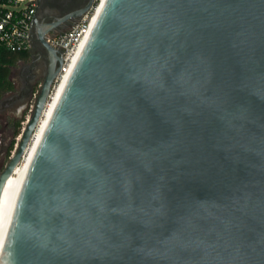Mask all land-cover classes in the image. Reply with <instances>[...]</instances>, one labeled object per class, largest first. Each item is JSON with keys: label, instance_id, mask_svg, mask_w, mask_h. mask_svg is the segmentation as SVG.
I'll list each match as a JSON object with an SVG mask.
<instances>
[{"label": "water", "instance_id": "95a60500", "mask_svg": "<svg viewBox=\"0 0 264 264\" xmlns=\"http://www.w3.org/2000/svg\"><path fill=\"white\" fill-rule=\"evenodd\" d=\"M64 19L32 20L49 65L0 200L60 72L45 36ZM0 264H264V0H104L17 184Z\"/></svg>", "mask_w": 264, "mask_h": 264}, {"label": "built area", "instance_id": "2783aa9c", "mask_svg": "<svg viewBox=\"0 0 264 264\" xmlns=\"http://www.w3.org/2000/svg\"><path fill=\"white\" fill-rule=\"evenodd\" d=\"M4 1V3L0 4V12L2 14L0 20V44L12 52L26 51L30 48L36 0ZM103 1L94 0L89 10L67 31L47 37V42L60 51L62 58V66L54 80L51 94L57 86L66 81L96 20ZM30 107L32 108V106Z\"/></svg>", "mask_w": 264, "mask_h": 264}, {"label": "flooded vegetation", "instance_id": "af4514ba", "mask_svg": "<svg viewBox=\"0 0 264 264\" xmlns=\"http://www.w3.org/2000/svg\"><path fill=\"white\" fill-rule=\"evenodd\" d=\"M89 1L36 0L33 18L43 26H48L57 20L65 18L52 31L47 33L45 37L55 36L70 29L77 21L71 15L86 6ZM27 52L28 58L20 62L17 66L18 70L15 75L17 83H14L15 91L1 100L0 112H11L18 108L20 109L37 82L41 84L43 81L49 65L46 49L40 42L34 39Z\"/></svg>", "mask_w": 264, "mask_h": 264}, {"label": "bare ground", "instance_id": "6f19581e", "mask_svg": "<svg viewBox=\"0 0 264 264\" xmlns=\"http://www.w3.org/2000/svg\"><path fill=\"white\" fill-rule=\"evenodd\" d=\"M65 82L61 83L59 86H57L54 90L53 93L51 94V97L48 100V103L45 107L43 116L39 122V125L33 135V139L30 143V145L28 146V149L22 159V161L19 163V165L17 166V168L15 169L14 173L11 175V177L8 179V181L6 182V185L4 187L3 193L1 195V200H0V230L4 224L5 221V215L6 212L11 204V201L13 199L17 184L20 180V177L27 165V162L35 148V145L37 143L38 137L41 135V131L43 126L45 125L47 118L59 96V93L63 87Z\"/></svg>", "mask_w": 264, "mask_h": 264}, {"label": "rangeland", "instance_id": "374dc122", "mask_svg": "<svg viewBox=\"0 0 264 264\" xmlns=\"http://www.w3.org/2000/svg\"><path fill=\"white\" fill-rule=\"evenodd\" d=\"M18 70V67L14 71H12V81L16 84L17 83V78H16V71ZM40 88V82H37V84L33 88V93L37 94ZM3 100V99H2ZM1 102V101H0ZM27 106H23L21 109H16L13 111H3L0 112V172L3 170L4 166L8 162L10 156H7V151L9 149V146L13 140H15V145L18 140V136L14 138L15 134V124L18 121L24 120L20 124L21 125V130L25 126L26 119L30 115V109H32L30 106L34 104V99H31V101H28ZM14 145V147H15ZM14 150V149H13Z\"/></svg>", "mask_w": 264, "mask_h": 264}, {"label": "trees", "instance_id": "16d2710c", "mask_svg": "<svg viewBox=\"0 0 264 264\" xmlns=\"http://www.w3.org/2000/svg\"><path fill=\"white\" fill-rule=\"evenodd\" d=\"M4 0H0V4L4 3ZM2 14L0 12V20ZM28 58V52H12L8 50L4 45L0 44V101L5 98L7 95L15 91V84L11 79L12 71L18 66V64ZM24 120V117H23ZM23 120L18 121L15 124L16 130L14 138L20 135L21 133V123ZM15 140H13L7 151V156H10L11 152L14 149Z\"/></svg>", "mask_w": 264, "mask_h": 264}]
</instances>
